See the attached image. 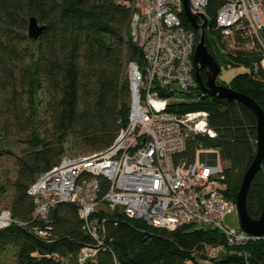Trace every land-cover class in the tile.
Returning <instances> with one entry per match:
<instances>
[{
  "label": "trees",
  "instance_id": "obj_1",
  "mask_svg": "<svg viewBox=\"0 0 264 264\" xmlns=\"http://www.w3.org/2000/svg\"><path fill=\"white\" fill-rule=\"evenodd\" d=\"M227 0H208L205 44L216 58L245 71L218 84L244 94L264 109L261 51L246 22L225 39L215 24ZM132 0H0V180L10 193L5 205L27 227L0 231V261L9 250L14 264H74L82 246H95L83 229L78 207L57 204L49 213L48 239L32 230L34 210L29 187L67 153L84 156L108 148L129 120L131 96L127 64L143 65L141 49L130 32ZM182 26L200 30L181 13ZM30 17L44 26L38 39L28 36ZM233 43V45H232ZM206 80V71H201ZM168 97L174 112L206 111L214 138L196 136L182 154L193 161L198 148H216L224 164V195L235 202L257 150L255 113L237 100L203 93L197 85ZM18 148V153L14 151ZM14 159L15 174L2 170V158ZM101 193L109 181L100 179ZM2 202V201H1ZM248 214L258 219L264 208V160L246 197ZM104 239L98 264H264L263 239L229 245L217 228L191 224L172 231L104 207ZM34 223V222H33ZM65 259L66 261H63Z\"/></svg>",
  "mask_w": 264,
  "mask_h": 264
},
{
  "label": "built area",
  "instance_id": "obj_2",
  "mask_svg": "<svg viewBox=\"0 0 264 264\" xmlns=\"http://www.w3.org/2000/svg\"><path fill=\"white\" fill-rule=\"evenodd\" d=\"M189 2L193 12L206 15L208 0ZM131 6V37L142 51L143 65L134 61L127 64L131 96L128 124L108 148L79 157L65 155L36 179L28 189L34 201L33 232L48 239L50 211L59 203L72 202L78 207L84 231L97 243L82 246L74 264H98L105 232L98 213L103 207L119 209L128 217L169 231L188 224L217 228L229 245L264 240V234L254 236L239 226L230 229L224 225L225 217L236 212V205L224 195V164L219 150L198 148L193 161L182 157L196 136H216L206 111H170L168 97L162 95L168 91L175 99L180 90L198 85L193 60L196 34L182 26V0H132ZM242 22L247 23L260 48L264 70V0H227L215 17L225 39ZM101 178L109 181L103 195ZM3 196L0 180V204ZM13 225L29 224L14 217L6 205L0 206V231Z\"/></svg>",
  "mask_w": 264,
  "mask_h": 264
},
{
  "label": "water",
  "instance_id": "obj_3",
  "mask_svg": "<svg viewBox=\"0 0 264 264\" xmlns=\"http://www.w3.org/2000/svg\"><path fill=\"white\" fill-rule=\"evenodd\" d=\"M183 13L188 22L197 30H200L199 42L195 46L194 64L195 78L201 91L209 96L224 98L228 100H237L249 107L257 118V150L255 157L244 174L240 190L235 198L236 212L239 218V228L246 233L254 236L264 234V208L258 219L250 217L246 206V197L251 181L260 169L264 160V109L248 96L234 92L227 86L218 84L217 77L221 68L214 56L210 54L205 44V32L208 25V17L203 13L192 11L189 0H182ZM199 19L201 23H199ZM43 25H40L35 17H30L28 25V36L31 39H38L41 35ZM206 71V80L202 78L201 71Z\"/></svg>",
  "mask_w": 264,
  "mask_h": 264
},
{
  "label": "rangeland",
  "instance_id": "obj_4",
  "mask_svg": "<svg viewBox=\"0 0 264 264\" xmlns=\"http://www.w3.org/2000/svg\"><path fill=\"white\" fill-rule=\"evenodd\" d=\"M220 68H221V71L217 77V80L222 83H228L234 76L245 71L244 67H231L224 62H222ZM14 151L18 153L19 150L18 148L17 149L14 148ZM66 156L79 157V155H75L74 153H67ZM2 164H3L2 170L3 169L9 170L10 171L9 176L13 178V175L15 174L14 159L11 157H7V155H5L2 158ZM9 198H10V193L9 192L5 193V195L2 197V202H1L2 204H0V206L5 207V204L8 203ZM224 225L226 227H229L230 229H235L237 226H239V218H238L237 212L229 213L224 219ZM247 262L248 263L250 262L249 258L246 259L245 263ZM0 264H14L12 250H9L7 253H5V255L2 257L0 261Z\"/></svg>",
  "mask_w": 264,
  "mask_h": 264
},
{
  "label": "crops",
  "instance_id": "obj_5",
  "mask_svg": "<svg viewBox=\"0 0 264 264\" xmlns=\"http://www.w3.org/2000/svg\"><path fill=\"white\" fill-rule=\"evenodd\" d=\"M200 264H210L208 260L202 261Z\"/></svg>",
  "mask_w": 264,
  "mask_h": 264
}]
</instances>
